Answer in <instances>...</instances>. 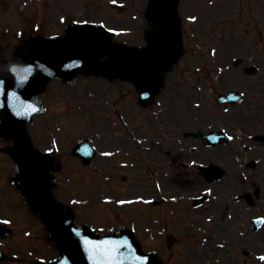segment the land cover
Listing matches in <instances>:
<instances>
[{"label": "rangeland", "instance_id": "rangeland-1", "mask_svg": "<svg viewBox=\"0 0 264 264\" xmlns=\"http://www.w3.org/2000/svg\"><path fill=\"white\" fill-rule=\"evenodd\" d=\"M30 3L31 0H0V45L3 58L9 56L20 41V37L30 34H58L72 20L103 23L106 27L116 30L115 38L117 40L136 45L143 44V32L148 27L142 14L146 0H35ZM118 3L122 4L121 8H118ZM179 11L185 50L174 66V71L169 74L167 90L161 96L175 97V93H178L177 98L188 96V99L175 100L181 106L179 111L182 110V112L186 111L185 101L189 100L187 104L191 110H187L186 114L196 112V108H193L191 104L192 99H195L196 96L203 97L207 102L200 104L201 109H204V112H209V116L212 114L216 119L218 113L221 115V111H223L222 105L216 101V93L227 91L236 86L235 84H241V78L238 75L234 77L233 75H222L217 82L215 81L216 83H207L200 90L195 88L198 84L196 80L203 81L208 77L210 72L209 69L206 70L207 67H234L232 66L234 57L244 61L238 67L251 64L264 67V0H180ZM194 67H201L202 70L199 73H194ZM261 74L260 81L264 84V68L261 69ZM184 80H190L191 83L187 84ZM244 83L249 84V81H244ZM171 91L172 93L169 94ZM134 97L135 93L127 83L106 81L99 76L83 77L80 75L71 87L59 80H52L46 91L41 94L40 98L44 103L45 110L33 116L29 124V132L36 147L52 149L51 151L58 157L60 169L54 172L52 192L65 204L72 205L80 198L83 200L86 193L92 195V192H95L94 189L91 191L90 187L94 188V184L91 182L94 181L96 165L99 164L96 160L97 157L90 167H83L78 158L71 154L72 146L84 137L95 144L99 129L113 126L107 119L113 123L114 121L118 122L119 113L128 116L137 109ZM133 117L134 115L129 116V121L136 135H139L141 132L139 126L142 120L139 118L133 121ZM188 120L189 127L193 128L191 117ZM200 124L199 121L196 123L197 126ZM214 125L222 127L217 126V122ZM174 128L180 134L187 129L183 125L173 126L172 129ZM231 128L234 130L232 132L239 130L234 126ZM246 132L250 131L242 130L241 136ZM184 142L185 144H201V141L196 139H187ZM9 144L8 141H0V217L8 218L9 222L15 226L12 227L14 228L12 237L0 238V248L17 259L15 262L0 261V264L46 262L55 257L57 251L48 242L47 233L42 225L26 209L16 189L9 183V177L14 171L13 161L2 149ZM130 144L134 146L132 141ZM208 151L211 150L208 149ZM228 152L226 153L228 154ZM242 154L248 158L257 155L264 157V145L258 151L250 153L243 151ZM198 158L207 160V155L202 154ZM107 168L116 173V177L118 175V181L104 184L103 190H107L108 187L116 190L117 184L120 187H135L134 182L136 181V190L141 191V185L150 184L145 188L149 189L146 195L153 194V184L150 183L152 174L147 178L131 171L130 167ZM180 170L181 167L177 166L173 169L175 175L170 174L169 177H165L170 190L176 193H180V190L183 189L178 177ZM226 170L228 174L221 182L229 180L233 171L234 176H241L237 165L230 164ZM123 175L129 177L125 183L121 181ZM137 176L140 178H136ZM176 176L178 180L175 181ZM190 179L195 178L191 177ZM235 184L248 189L259 188L261 192H264V170L258 165L251 169L246 181L240 177ZM187 185H190L194 190L199 189L196 187L195 180L190 181ZM222 185H218L217 190H222ZM224 185L226 186L224 196H227L233 189L230 184L224 183ZM180 186L181 188L178 190ZM220 198L217 199L223 203L224 200ZM92 201L94 202L93 199ZM88 205L90 206H77L74 210L77 223L85 220L98 223L96 211L100 206L90 203ZM177 205L180 210L176 208L174 217H177L178 213L184 216L190 215L185 210L188 204ZM105 213L108 214L109 211L106 210ZM152 213L156 214V210L148 208V211H144L143 215L148 218L155 216ZM107 220H110V217H107ZM146 220L147 218L140 223V229L148 223ZM182 222L177 225L175 230H172L168 225L169 223L176 226L174 221L166 222L164 224L166 232L168 234L179 233L177 229L183 230ZM150 224L152 223L149 218L148 225ZM154 226L161 227L156 223L152 224V227ZM185 228H191V226ZM143 239L145 243L147 242L148 249L156 248L158 251H162L161 253H165V256L161 255L167 259L168 264H178L176 259L181 256H184L185 263L180 264H195L194 260H198L197 264H205L207 260L204 257L200 259L195 253L190 252L192 248L198 249L196 241H192L191 238L183 240L179 237L168 243L164 238H158L156 241L149 238V241L147 238ZM169 250L175 251V253L171 252L170 259L166 256Z\"/></svg>", "mask_w": 264, "mask_h": 264}, {"label": "water", "instance_id": "water-1", "mask_svg": "<svg viewBox=\"0 0 264 264\" xmlns=\"http://www.w3.org/2000/svg\"><path fill=\"white\" fill-rule=\"evenodd\" d=\"M165 4L166 0H151L150 20L153 24V30L147 34L150 42L149 47L142 51H132L130 53L132 57L129 61L121 59L124 65L121 67L116 66L119 67L116 69L119 74L128 76V78L135 81L136 86L142 92L143 90L149 91L151 95L161 85L160 72L165 67H169L177 59L182 46L180 29L177 24L175 25V7L171 4ZM33 41H41V44H37L34 48H31ZM55 47L51 45L50 39H31L26 41L14 53L12 60L8 62V64L12 65L4 69L9 78H21L24 80H20L21 84L16 82L12 90H8L6 98L0 97V136L17 135V150L19 153H25L28 150L24 126L32 111V109L24 107V100H27V98L25 99L24 97L22 82L27 85L28 91L31 89L29 95L35 99L34 94H36L39 88H42L50 76L58 74L61 71L58 58L62 57L59 52L63 49L58 50ZM53 48L55 49L53 50ZM53 53L56 54L53 56L51 55ZM117 60L121 61L118 57ZM118 65H120V62H118ZM33 104L35 106L34 100ZM23 139H26V141ZM82 149L87 150L84 147ZM28 152L30 162L38 156L33 151L29 150ZM19 153L18 155L22 157ZM51 170H53V165L50 167V173ZM30 173L33 174L36 171ZM16 183L22 185L24 182L21 178H18L16 179ZM28 185L30 189L34 186L31 181H28ZM24 192L27 194L28 190H24ZM68 224V219L61 222H55L50 219V230L53 232L51 237L62 250L61 260L66 259L70 263L67 260L69 253L80 250H87V252L89 250L91 252L92 250H97V254L102 257V260H109L107 252L110 244H117L116 238H107V240L111 241L103 244L101 241L86 236L89 243L80 245L79 240L80 238L84 239V236L77 238V234L79 235V233ZM90 241H94L93 244Z\"/></svg>", "mask_w": 264, "mask_h": 264}, {"label": "flooded vegetation", "instance_id": "flooded-vegetation-1", "mask_svg": "<svg viewBox=\"0 0 264 264\" xmlns=\"http://www.w3.org/2000/svg\"><path fill=\"white\" fill-rule=\"evenodd\" d=\"M113 157H117V159H124V157H122V156H119V154H115ZM243 233V232H242ZM229 234V237H230V233H228ZM246 235V234H245ZM245 235H244V237H245ZM223 237L224 238H227L228 239V237H227V235H223Z\"/></svg>", "mask_w": 264, "mask_h": 264}, {"label": "snow or ice", "instance_id": "snow-or-ice-1", "mask_svg": "<svg viewBox=\"0 0 264 264\" xmlns=\"http://www.w3.org/2000/svg\"><path fill=\"white\" fill-rule=\"evenodd\" d=\"M33 111H35V109H33Z\"/></svg>", "mask_w": 264, "mask_h": 264}]
</instances>
